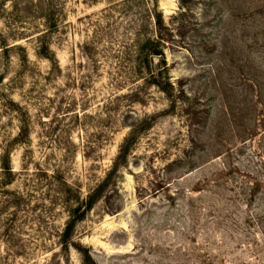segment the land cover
<instances>
[{
  "label": "rangeland",
  "instance_id": "obj_1",
  "mask_svg": "<svg viewBox=\"0 0 264 264\" xmlns=\"http://www.w3.org/2000/svg\"><path fill=\"white\" fill-rule=\"evenodd\" d=\"M0 264H264V0H0Z\"/></svg>",
  "mask_w": 264,
  "mask_h": 264
},
{
  "label": "trees",
  "instance_id": "obj_2",
  "mask_svg": "<svg viewBox=\"0 0 264 264\" xmlns=\"http://www.w3.org/2000/svg\"><path fill=\"white\" fill-rule=\"evenodd\" d=\"M158 23L160 25L163 24L162 19L161 20L158 19ZM161 42L162 41L158 40L157 37H153V40H152L153 45L151 46V48H149V56H151V58H149V63L147 64L148 65L147 67H148L149 75L153 77H155V73L157 70V64L159 63L155 60V58H158V57L160 58L164 56V50L158 48ZM141 50H143V47L141 48ZM144 54H146V56L148 55V53H144Z\"/></svg>",
  "mask_w": 264,
  "mask_h": 264
}]
</instances>
